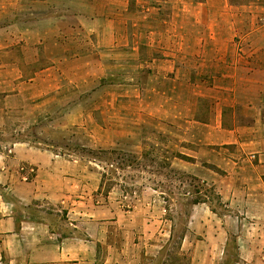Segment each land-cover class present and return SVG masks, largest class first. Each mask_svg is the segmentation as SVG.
Segmentation results:
<instances>
[{"label":"crops","instance_id":"0c3cea01","mask_svg":"<svg viewBox=\"0 0 264 264\" xmlns=\"http://www.w3.org/2000/svg\"><path fill=\"white\" fill-rule=\"evenodd\" d=\"M13 119L0 264H224L230 229L254 224L194 205L175 240L155 194L104 192L82 151L162 135L221 199L264 191V0H0V127Z\"/></svg>","mask_w":264,"mask_h":264},{"label":"rangeland","instance_id":"374dc122","mask_svg":"<svg viewBox=\"0 0 264 264\" xmlns=\"http://www.w3.org/2000/svg\"><path fill=\"white\" fill-rule=\"evenodd\" d=\"M242 41L240 44L237 42L236 46L244 47ZM13 120L0 127V150L22 137V133L16 130L21 125V120ZM122 143L121 149L82 151L86 157L94 158L103 165L104 192L114 188L129 197H137L144 192L155 194L157 207L165 208V217L176 227L175 240L184 233L194 205L199 206L197 208L206 206L212 212L204 216L203 211L198 209L202 222L223 223L229 228L241 224H263L262 231L260 226L254 225L244 227L243 230L230 229L224 264H264L258 259L261 256L264 262V191L245 190L244 193L237 192L233 200L221 199L210 181H202L180 166V161L176 159L183 156L166 147V144L171 145L172 142L164 136L143 134L134 140L124 138ZM202 199L205 201H201ZM238 238L249 241L240 242L241 246H238ZM175 248L172 254L183 256L177 254ZM184 256L183 262L186 260V255ZM242 256H247L249 260L243 261Z\"/></svg>","mask_w":264,"mask_h":264},{"label":"trees","instance_id":"16d2710c","mask_svg":"<svg viewBox=\"0 0 264 264\" xmlns=\"http://www.w3.org/2000/svg\"><path fill=\"white\" fill-rule=\"evenodd\" d=\"M102 187H103V183H102ZM105 190V189H104ZM108 190H106L105 192H107ZM201 201H205V200H201ZM183 234V233H182ZM182 234H181V236H180V238H182L183 236H182Z\"/></svg>","mask_w":264,"mask_h":264}]
</instances>
